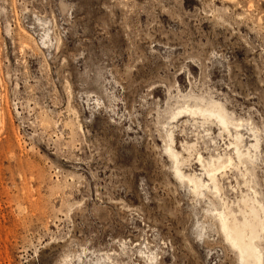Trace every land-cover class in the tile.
<instances>
[{
	"label": "rangeland",
	"instance_id": "obj_1",
	"mask_svg": "<svg viewBox=\"0 0 264 264\" xmlns=\"http://www.w3.org/2000/svg\"><path fill=\"white\" fill-rule=\"evenodd\" d=\"M177 107L258 130L264 204V0H0V264H239L164 152ZM170 127L184 158L229 152L216 125Z\"/></svg>",
	"mask_w": 264,
	"mask_h": 264
},
{
	"label": "bare ground",
	"instance_id": "obj_2",
	"mask_svg": "<svg viewBox=\"0 0 264 264\" xmlns=\"http://www.w3.org/2000/svg\"><path fill=\"white\" fill-rule=\"evenodd\" d=\"M185 116L194 120L199 119L202 124L218 126L221 132L220 136L223 133L227 134L230 139L228 143L224 144L225 149L229 152L225 158L218 153L215 159L209 155L208 158L212 162L209 165L197 151L195 144L182 145L183 151L187 153V158H184L181 152L174 148L173 132L170 125L173 121ZM0 123H3L2 113L0 114ZM165 126L168 128H165L164 152L171 160L175 178L186 184L193 195L199 197L210 195L218 201L217 208L211 209L210 213L215 218L224 240L235 252L239 264H264L262 247L264 243V204L253 186L254 170L250 167L254 161L259 159L260 137L258 130L255 127L248 130L241 121L233 124L220 108L205 109L202 107L172 109ZM243 130L252 133V143L246 144ZM192 157L195 163L201 167L202 173L197 174L194 171L184 170L192 162ZM232 170L240 172L239 177L242 179V185L247 190L240 189L238 196L233 201H229L225 198L224 187L220 179Z\"/></svg>",
	"mask_w": 264,
	"mask_h": 264
}]
</instances>
